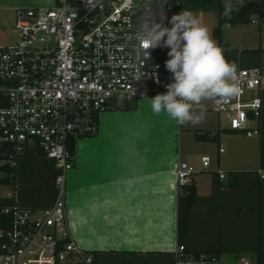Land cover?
<instances>
[{"label": "built area", "instance_id": "1", "mask_svg": "<svg viewBox=\"0 0 264 264\" xmlns=\"http://www.w3.org/2000/svg\"><path fill=\"white\" fill-rule=\"evenodd\" d=\"M180 6V0H55L50 7L14 9L18 39L0 46V166L41 151L60 173L51 207L3 211L13 214L14 222L0 231V264H92L68 222V178L78 140L95 137L101 116L115 106L166 93L173 82L165 67L166 50L150 49L144 58L135 32L140 20L151 16L160 22L163 12ZM234 83L236 94L211 98L213 109L230 130L259 136L264 72L238 68ZM202 162L208 170L210 158ZM195 174L193 167L179 163L178 187L190 184ZM259 175L264 183V171ZM172 253L176 264H206V256L195 262L178 244Z\"/></svg>", "mask_w": 264, "mask_h": 264}, {"label": "crops", "instance_id": "2", "mask_svg": "<svg viewBox=\"0 0 264 264\" xmlns=\"http://www.w3.org/2000/svg\"><path fill=\"white\" fill-rule=\"evenodd\" d=\"M34 2L41 6L30 8L50 7L55 0ZM20 3L0 0V11L14 14ZM215 3V11L228 6L224 0ZM3 27L2 23L1 37ZM223 30L222 46L239 53V64L264 72V53L260 62L255 55H246L241 62L242 51L264 49V26L254 21L249 26L226 25ZM262 100L255 166L234 169L222 160L225 152H219V169L211 173L210 179L194 175L198 195L206 199L195 209L190 246L218 251L217 264H244L243 260L255 264L257 246L264 248V188H259L255 177L248 174L264 168V93ZM220 117L212 118L215 126L211 129L184 128L166 113L154 114L149 100L138 103L134 112L104 113L98 134L78 142L75 169L68 178V222L76 243L90 252H172L177 245L176 167L179 163L192 165L183 150V136L191 133L195 140V131H230L229 125L221 126ZM229 171L243 174L232 177L231 187H227V177L220 179L225 186L214 195L213 173Z\"/></svg>", "mask_w": 264, "mask_h": 264}, {"label": "trees", "instance_id": "3", "mask_svg": "<svg viewBox=\"0 0 264 264\" xmlns=\"http://www.w3.org/2000/svg\"><path fill=\"white\" fill-rule=\"evenodd\" d=\"M181 6L174 12L180 14L184 8L183 0ZM218 25L213 29V38L219 42V48L227 62L235 64L236 69H248L239 64V53L237 51H228L222 46L224 37V26L231 27L249 26L254 21H258L260 26H264V0L253 1H233L229 6H221L218 9ZM169 50L163 52L167 57ZM264 49L245 50L241 52V62L246 55H255L256 60L260 62ZM138 110V102L133 101L123 106H115L109 111H127L134 112ZM262 111V110H261ZM261 118V116H260ZM99 125V122H98ZM225 132L228 134L235 131H195V141L199 143L220 142V135ZM264 171V168L261 169ZM260 170V171H261ZM0 185L11 188V197H0V231H8L12 228L14 218L13 214H5L6 209H31L44 210L53 205L58 196L56 187V177L60 171L55 163L48 159L41 151H31L17 158L15 165L6 164L0 166ZM243 173L229 171L227 187H231V180L235 175ZM255 177V183L259 188H264V183L260 179L259 171L250 172ZM213 193L225 186L220 181L219 172L213 173ZM206 199L198 195L196 182L193 176L192 182L186 186L178 187V219H177V244L183 246L188 258L199 262L202 256H206V264H211L212 259L218 258L220 253L215 250L201 249L196 250L190 246L191 221L198 204ZM13 213V212H12ZM259 228V227H258ZM261 232V228L258 229ZM92 264H176V256L172 252H148V253H129V252H101L92 251ZM255 264H264V248L258 245L255 250Z\"/></svg>", "mask_w": 264, "mask_h": 264}, {"label": "clouds", "instance_id": "4", "mask_svg": "<svg viewBox=\"0 0 264 264\" xmlns=\"http://www.w3.org/2000/svg\"><path fill=\"white\" fill-rule=\"evenodd\" d=\"M163 18L158 22L157 17H146L139 21L135 32L137 47L146 59L150 57V49H170L165 67L173 82L166 86V93L148 99L151 110L156 115L166 113L178 124H195L203 118L205 110L201 108L197 114L193 105L236 94V66L225 60L208 29L190 12L174 15L169 21L171 27L163 24Z\"/></svg>", "mask_w": 264, "mask_h": 264}, {"label": "rangeland", "instance_id": "5", "mask_svg": "<svg viewBox=\"0 0 264 264\" xmlns=\"http://www.w3.org/2000/svg\"><path fill=\"white\" fill-rule=\"evenodd\" d=\"M21 1L20 7L30 8L33 6H41L40 4H35L34 1L37 0H11V2ZM241 1V0H237ZM245 1H253V0H245ZM10 3V1H9ZM232 3V1L224 0V5L228 6ZM216 7L215 0H203L199 6V0H185L184 8L182 11L190 12L200 23L202 27L208 29L209 34L215 44L218 46V41L213 38V29L217 26L218 22V11L213 10ZM181 11V12H182ZM177 15V12L167 11L163 12L161 18H163V24L167 27H171L169 21L171 18ZM3 23L4 25V36L1 37L0 32V46H10L13 45L17 39L18 35L14 33L12 30L14 28V14L11 11H0V26ZM8 29H10L8 31ZM12 29V30H11ZM163 48V47H162ZM165 50H170L167 48H163ZM197 107H202L205 109V116L203 118L193 124L192 122H186L183 124V127H195V129H208L215 126L212 121V118L215 120L218 118V113L213 109V105L210 99H205L197 105ZM196 109V108H195ZM199 114V111H195ZM221 126L224 128L228 125V122L221 115ZM216 120H219L216 119ZM210 128V129H211ZM195 133V132H194ZM233 137H226L225 133L221 135V142H207V143H196L194 140L193 134H185L183 136V143L186 147H184V152L189 155V158L192 162L191 167L195 170L196 176L201 177L203 180L210 179L211 173L214 170H218V156L219 150L222 148L225 154H222V160L227 161L229 165H231L234 169L239 167L251 168L254 167V163L256 160L255 153V143L258 140V137L255 136L253 139L247 138L243 133L236 132ZM79 142V140H78ZM203 157L210 158V168L208 170H204L203 168ZM11 193V188L9 186L0 185V197L7 196ZM1 261V259H0Z\"/></svg>", "mask_w": 264, "mask_h": 264}]
</instances>
